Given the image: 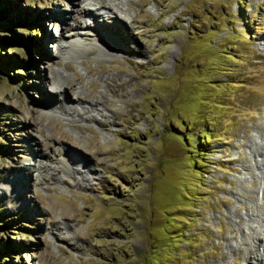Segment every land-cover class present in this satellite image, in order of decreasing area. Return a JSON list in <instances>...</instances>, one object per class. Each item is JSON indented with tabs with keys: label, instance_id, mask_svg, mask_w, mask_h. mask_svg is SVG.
I'll use <instances>...</instances> for the list:
<instances>
[{
	"label": "rangeland",
	"instance_id": "obj_1",
	"mask_svg": "<svg viewBox=\"0 0 264 264\" xmlns=\"http://www.w3.org/2000/svg\"><path fill=\"white\" fill-rule=\"evenodd\" d=\"M103 1L0 0V264H264V0Z\"/></svg>",
	"mask_w": 264,
	"mask_h": 264
},
{
	"label": "bare ground",
	"instance_id": "obj_2",
	"mask_svg": "<svg viewBox=\"0 0 264 264\" xmlns=\"http://www.w3.org/2000/svg\"><path fill=\"white\" fill-rule=\"evenodd\" d=\"M89 4L91 6H93V7H91L92 9H100L102 7L105 8L104 11H106V13H108V11L110 12V10L113 9L111 4L106 3L103 0H95V2H93V3L89 2ZM142 4H144V2H142ZM95 5H98V7L97 8H94ZM123 6H126L129 9H132L131 6H130V4H128V3L123 4ZM119 10H121V9H119ZM66 15L67 14H64V16H62V19L63 20H64V18H65ZM80 15L81 16H83V15L84 16H87V19H89V20L93 18L92 11H90V9H88V7L87 8L81 7L80 8ZM67 16H69V15H67ZM73 18L76 19V16L73 17ZM64 22H66V19L64 20ZM147 27H148V25L145 24V22L143 20H133L131 22V25L130 26L125 25V27L122 28L121 33H122V35H125V36L129 37L130 34H131V30L140 29L141 30L140 33H144V32L147 31ZM102 33L105 34L106 32L105 31H102ZM104 34L101 35V36H104ZM107 34H108L109 37L112 35L111 32L110 33H107ZM115 35L119 38V40L118 39H115V41L117 40L118 42H122V41L124 42V40L120 38V35H118V34H115ZM109 39H111V38H109ZM86 48H88V45L84 42V39H83L82 36H74V37L65 38L64 44L61 45L60 47H58V49H61L63 51V53H66V54H68L71 50H74L75 49V53H74L75 56L76 55H79L80 53H82ZM107 53H108V51H105L104 47H100L99 46V54L100 55L101 54L105 55ZM123 84L124 83L121 82V85H123ZM58 86H59L60 92H62V94H65L66 87L63 84V82H59L58 83ZM53 91L56 92V90H53ZM111 92L112 93L115 92L114 85L111 86ZM105 98H106V96L104 94H99L98 96H94L93 95V96H91V101L89 100L88 106L90 105V108L91 109H93V107H94V109H96L97 108L96 106H98V102H100V100L103 101V102L104 101L107 102L105 100ZM68 99L70 101H74L73 103L78 102V103H76L77 105H80V103L82 101H87L86 99H83L82 97L80 98L79 96L75 97L73 100L70 97ZM103 102H101V103H103ZM61 111L64 114H67V115H70V116H78V117H82L84 119H87L86 117H84V115L89 112V111H86L85 106H79V108L77 106L65 107ZM59 161L62 164H64L66 162L63 157L62 158H59ZM76 172L80 173V171H76ZM260 239L262 240V238H260ZM246 258H248L250 261L255 262L256 260L262 258V255H261V253H256V248H250V250L246 254Z\"/></svg>",
	"mask_w": 264,
	"mask_h": 264
},
{
	"label": "trees",
	"instance_id": "obj_3",
	"mask_svg": "<svg viewBox=\"0 0 264 264\" xmlns=\"http://www.w3.org/2000/svg\"><path fill=\"white\" fill-rule=\"evenodd\" d=\"M34 28H35V27H34ZM2 39L7 40V39H9V38L6 37L5 35H3V36H2ZM4 60H5V59H4V56L0 54V62H4Z\"/></svg>",
	"mask_w": 264,
	"mask_h": 264
}]
</instances>
